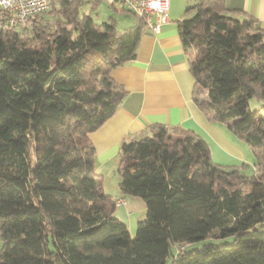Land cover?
Masks as SVG:
<instances>
[{"label": "trees", "instance_id": "1", "mask_svg": "<svg viewBox=\"0 0 264 264\" xmlns=\"http://www.w3.org/2000/svg\"><path fill=\"white\" fill-rule=\"evenodd\" d=\"M100 1L53 0L29 27L4 26L0 10V264H264V117L249 103L264 100V29L224 0L178 22L194 104L250 145L255 169L217 164L181 127L124 141L119 189L147 209L132 237L90 135L121 106L111 73L136 59L147 24L119 33L80 13ZM210 235L234 242L172 252Z\"/></svg>", "mask_w": 264, "mask_h": 264}, {"label": "crops", "instance_id": "2", "mask_svg": "<svg viewBox=\"0 0 264 264\" xmlns=\"http://www.w3.org/2000/svg\"><path fill=\"white\" fill-rule=\"evenodd\" d=\"M201 1L170 0L168 21L160 26L159 32L146 27L136 59L111 73L126 91L121 106L90 135L96 148V172L103 179L105 192L117 201L116 216L127 224L130 232L146 218L147 209L142 199L125 196L118 187L119 150L124 141L151 135L159 125L181 127L199 135L211 154L215 147L220 155L229 157V162L245 163L226 149L222 136L215 130L218 122H211L192 100L194 77L189 64L193 55L182 47L178 22L190 17L194 13L190 9ZM224 3L230 11L251 15L264 29V0H224ZM152 20L155 22L156 17Z\"/></svg>", "mask_w": 264, "mask_h": 264}, {"label": "rangeland", "instance_id": "3", "mask_svg": "<svg viewBox=\"0 0 264 264\" xmlns=\"http://www.w3.org/2000/svg\"><path fill=\"white\" fill-rule=\"evenodd\" d=\"M80 13L90 15L97 24H102L105 22L114 23L119 33H123L124 31H126V29L132 27L136 23V18L132 13L121 11L120 4H117L115 7H113L103 0H101L97 4H93L92 2L85 3L81 8ZM249 103L252 109L258 110L260 116L264 117V100L252 98L250 99ZM215 130L222 136L223 138L222 140L226 144V149L230 150V152H232V154H234L236 158L241 159V161H244L245 163L243 164L241 162L235 164V162L233 161L229 162L228 161L229 157L227 156L228 158L227 157L225 158L224 156L220 155V152L217 151L215 147L213 148V154H211L213 161L214 162L217 161L216 163L223 167H237V168L241 167L245 174L252 175L255 169L256 157L250 145L244 139L235 136L229 130L228 123H220V122L216 123ZM231 163H234L233 164L234 166H231L232 165ZM115 217H117L116 214ZM136 231L137 228L136 230H132L130 232L132 237L135 236ZM260 231L264 233V227H262ZM233 242H234V236L232 235L226 237H216L210 235L207 238L200 241H196L194 243H187L183 245L173 246L172 252L174 253L175 256H177L179 253H185V252H191V251H197L203 249V247L206 245H210V244L221 245V244L233 243ZM0 246H1V241H0ZM172 263H173V257L169 256L167 258L166 264H172Z\"/></svg>", "mask_w": 264, "mask_h": 264}, {"label": "built area", "instance_id": "4", "mask_svg": "<svg viewBox=\"0 0 264 264\" xmlns=\"http://www.w3.org/2000/svg\"><path fill=\"white\" fill-rule=\"evenodd\" d=\"M75 1V0H69ZM113 6L117 3L128 9L135 17L143 19L149 28L159 32L160 26L168 21L170 0H103ZM53 0H0V10L7 13L4 26L17 28L31 26V18L46 12ZM153 16L156 21L153 22Z\"/></svg>", "mask_w": 264, "mask_h": 264}]
</instances>
